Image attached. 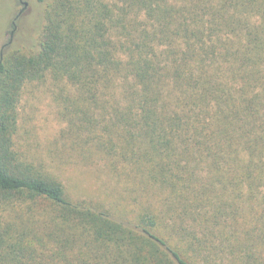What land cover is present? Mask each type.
I'll return each mask as SVG.
<instances>
[{"label": "trees", "instance_id": "1", "mask_svg": "<svg viewBox=\"0 0 264 264\" xmlns=\"http://www.w3.org/2000/svg\"><path fill=\"white\" fill-rule=\"evenodd\" d=\"M1 53L0 264H264V0H51ZM47 76L80 96L78 157L143 193L132 217L15 151Z\"/></svg>", "mask_w": 264, "mask_h": 264}, {"label": "rangeland", "instance_id": "2", "mask_svg": "<svg viewBox=\"0 0 264 264\" xmlns=\"http://www.w3.org/2000/svg\"><path fill=\"white\" fill-rule=\"evenodd\" d=\"M49 1L0 0V53L10 38L16 48L35 47ZM13 22L16 28L11 37ZM79 98L73 87L49 76L26 84L17 107L14 149L77 198L104 203L117 213L132 217V210H137L135 198L143 193L139 190L133 194L127 184L108 172L99 156L93 160L79 158L71 144L69 111L71 103Z\"/></svg>", "mask_w": 264, "mask_h": 264}, {"label": "water", "instance_id": "3", "mask_svg": "<svg viewBox=\"0 0 264 264\" xmlns=\"http://www.w3.org/2000/svg\"><path fill=\"white\" fill-rule=\"evenodd\" d=\"M17 18V17H16ZM12 25H13V31L11 32V37H12V35H13V32L15 31V22H13L12 23ZM11 41H12V38H10V40L8 41V43H11ZM0 58H2V53L0 54Z\"/></svg>", "mask_w": 264, "mask_h": 264}, {"label": "flooded vegetation", "instance_id": "4", "mask_svg": "<svg viewBox=\"0 0 264 264\" xmlns=\"http://www.w3.org/2000/svg\"><path fill=\"white\" fill-rule=\"evenodd\" d=\"M21 1V0H20Z\"/></svg>", "mask_w": 264, "mask_h": 264}]
</instances>
